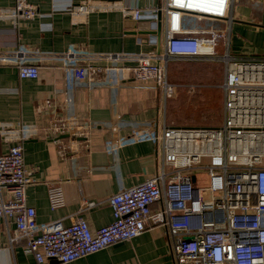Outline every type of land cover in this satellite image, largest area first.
Wrapping results in <instances>:
<instances>
[{"label": "built area", "instance_id": "2783aa9c", "mask_svg": "<svg viewBox=\"0 0 264 264\" xmlns=\"http://www.w3.org/2000/svg\"><path fill=\"white\" fill-rule=\"evenodd\" d=\"M107 1V0H104ZM236 0H162L151 11L123 8L134 21L153 19V28L162 33L161 53L107 56V65L86 63L81 53L68 50L63 55L65 88L136 85L160 93L165 99L176 94L168 81V64L173 61L222 63L224 78L223 121L217 128H180L162 121L125 125L87 123L70 112L49 120L46 127L20 125L16 145L0 155V222L7 228L10 248L24 242L23 251L37 264L55 260L69 264L114 245L129 242L148 228L165 229L173 264H264V58L238 59L226 53L217 57L215 47L223 32L213 29L189 30L191 21H231ZM102 0H85L73 5V19L86 17L103 8ZM150 15V17H149ZM37 10L27 0H15L13 7L0 8V22L14 29L23 20H34ZM144 42L139 39V43ZM134 61L120 65L119 61ZM20 80H36L39 69L23 61L17 52ZM106 75V79L101 76ZM45 108L52 107L50 100ZM132 129L119 135L123 129ZM98 129L111 133L113 154L134 143H151L160 162L156 172L142 183L121 189L107 199L112 222L92 231L81 213L95 206L81 202L69 225L61 220L39 224L35 210L26 203L30 171L24 164L23 143L44 138L57 141L68 135L71 146H60L79 158V144L89 148L90 137ZM128 131V130H127ZM51 211L64 207L61 186L47 184Z\"/></svg>", "mask_w": 264, "mask_h": 264}, {"label": "crops", "instance_id": "0c3cea01", "mask_svg": "<svg viewBox=\"0 0 264 264\" xmlns=\"http://www.w3.org/2000/svg\"><path fill=\"white\" fill-rule=\"evenodd\" d=\"M83 1L27 0L37 10L34 20L20 21L16 29L8 22H0V155L16 145L20 125L36 124L44 128L50 119L67 111L87 123L105 124L117 119L134 126L164 120L169 126L186 128L169 123L166 104L171 100L151 89L131 84L116 89L79 85L66 90L63 55L69 49L81 53L82 61L99 66L110 63L107 56L162 54L158 44L148 43L150 38L162 41L163 37L160 30H154L153 19L134 21L121 11L131 7L149 12L160 7L162 0H102L104 9L73 19L69 9ZM14 3L15 0H0V8H11ZM212 27L226 34L229 42L227 46L218 41L217 57L229 53L238 59L263 58L264 0H236L231 21H191L186 25L189 30ZM139 39L144 42L139 43ZM18 51L22 52L25 64L38 67L36 80L19 79ZM119 63L134 65V61L126 59ZM101 78L106 79V75ZM46 100L51 101L52 107H44ZM221 111L223 117V96ZM128 127L120 130L119 135L129 133L132 128ZM59 137L57 141L37 138L23 143L24 164L32 179L26 188V203L35 210L39 224L61 220L69 225L83 201L95 205L80 214L92 231L109 225L112 214L107 199L121 189L145 181L156 172L160 162L156 148L149 142L126 145L109 154L111 133L106 129L92 134L89 148L79 144V158L74 159L69 150L60 157V146L68 147L71 143ZM47 184L61 186L64 207L49 209ZM6 229L12 232L14 226L9 224L6 228L0 222V264H37L31 255L24 253V242L9 247ZM69 264H173V261L165 229L151 227L129 242Z\"/></svg>", "mask_w": 264, "mask_h": 264}, {"label": "rangeland", "instance_id": "374dc122", "mask_svg": "<svg viewBox=\"0 0 264 264\" xmlns=\"http://www.w3.org/2000/svg\"><path fill=\"white\" fill-rule=\"evenodd\" d=\"M211 29L222 32L214 27ZM220 36L219 40L229 46L226 34ZM167 77L176 86L175 96L167 99L171 101L166 104L169 123L186 128H217L222 125V64L209 61H173L168 64Z\"/></svg>", "mask_w": 264, "mask_h": 264}, {"label": "water", "instance_id": "95a60500", "mask_svg": "<svg viewBox=\"0 0 264 264\" xmlns=\"http://www.w3.org/2000/svg\"><path fill=\"white\" fill-rule=\"evenodd\" d=\"M112 1V0H110ZM158 30H160V28H158ZM65 138H68V135H62L59 137V139H65ZM52 262H56L55 260H52Z\"/></svg>", "mask_w": 264, "mask_h": 264}]
</instances>
